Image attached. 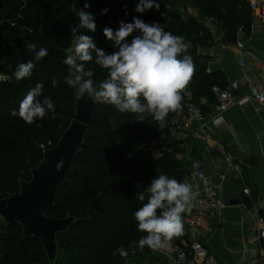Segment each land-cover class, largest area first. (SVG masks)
Here are the masks:
<instances>
[{
  "label": "trees",
  "instance_id": "trees-1",
  "mask_svg": "<svg viewBox=\"0 0 264 264\" xmlns=\"http://www.w3.org/2000/svg\"><path fill=\"white\" fill-rule=\"evenodd\" d=\"M174 1L157 0L161 4L159 10L153 7L140 13L136 11L139 0H87L90 9H84L85 0H78L81 10L91 11L95 16L97 28L93 33L85 28L80 32L73 0H0V74L8 76L7 80H0V199L21 193L22 182L33 179L34 171L45 159V152L60 143L74 121L78 109L76 88L70 87L65 78L81 75L92 79L97 88L108 78V71L95 63V50L90 49L91 61L81 60L74 52L75 65H83L84 72L93 71L92 77L63 63L68 55L65 50L77 34L92 36L96 47L110 55L118 51V47L104 35V29L111 28L115 32L121 21L131 23L133 17L146 23L158 22L165 31L184 37L186 51L193 45L206 47L214 39L204 22L208 18L222 31L227 43H237L240 31L247 34L251 31L253 18L249 0H188L201 16L186 18ZM105 8L108 11L101 14ZM72 28H77L75 34ZM137 35L142 33L134 32L127 42L131 43ZM29 44H35L36 49H29ZM41 47L48 50V55L37 61L35 53ZM186 51L177 58L189 56ZM191 57L195 71L181 93L183 99L178 110L185 108L191 95L192 100L208 112V105L215 103L213 87H225L229 81L221 70L209 71L206 55L199 52ZM29 60L35 64L32 75L16 79L14 73L18 65ZM38 83L44 86L43 95L54 101L55 112L49 110L43 119L28 124L11 113L19 109L20 102ZM38 99L42 101L43 97ZM140 101L147 104L143 97ZM164 123L152 116L140 121L136 114L122 113L115 106L92 97L90 121L70 168L58 185L54 202L43 209L48 218H71L66 228L55 234L58 247L67 257L50 262L43 239L25 231L20 221H11L0 225V264H136L131 258L138 254L155 259L153 256L159 254L158 250L147 246L141 249L134 243L148 235L138 230L134 213L148 202L147 188L153 179L163 174L181 181L189 173L186 163L175 156L177 149H166L162 157L152 159L143 146L147 133ZM140 192L145 193L144 201L137 199ZM161 211L158 209L157 214ZM184 229V235L171 243L183 245L189 240L185 225ZM121 245L127 256L117 252Z\"/></svg>",
  "mask_w": 264,
  "mask_h": 264
},
{
  "label": "clouds",
  "instance_id": "clouds-1",
  "mask_svg": "<svg viewBox=\"0 0 264 264\" xmlns=\"http://www.w3.org/2000/svg\"><path fill=\"white\" fill-rule=\"evenodd\" d=\"M90 7L85 0L84 9ZM153 7L159 10L161 4L157 0H139L136 11L145 13ZM107 11L106 8L102 9L101 14ZM77 15L79 28L93 33L96 31L95 16L91 11L80 10ZM71 31L75 34L77 28H72ZM137 31L142 35L134 36L131 43H128L127 38ZM104 35L109 41L115 42L118 51L106 55L96 47L93 37L89 35L76 37L74 51L81 60L91 61L90 49L95 50V63L108 71V78L101 81L98 88L94 86L92 79H84L81 75L74 78L69 75L65 82L78 89L81 98L87 94L97 101L115 106L122 113L136 114L140 121L152 116L157 122L164 123L169 112L181 108V93L191 82L195 71L191 56L177 58L187 49L184 37L165 31L158 22L146 23L138 17H133L131 23L121 21L115 32L106 27ZM28 48L35 50L36 45L29 44ZM47 55L48 50L41 47L36 51L35 59L40 61ZM63 63L75 66L77 72L84 73L87 77L94 75L91 70L84 72L83 65L76 66L72 55H67ZM34 68L35 64L31 60L20 63L14 75L18 80L30 77ZM52 83L55 87L57 81L54 79ZM43 87L42 83H38L31 89L20 102L19 109H14L11 115H18L26 123L33 124L37 119H43L49 110L55 112L54 101L43 95ZM38 97H43L42 101ZM141 97L146 100V105L141 103ZM63 165L64 157L61 156L56 163V171H60ZM147 192L150 194L148 202L134 215L138 230L148 235L134 243L141 249L147 246L154 251H166L174 238L184 235L182 214L191 213L197 193L186 181L180 182L163 174L152 180ZM137 199L144 201L145 193H138ZM158 209L162 210L159 215ZM117 252L121 256L128 254L123 245Z\"/></svg>",
  "mask_w": 264,
  "mask_h": 264
},
{
  "label": "crops",
  "instance_id": "crops-1",
  "mask_svg": "<svg viewBox=\"0 0 264 264\" xmlns=\"http://www.w3.org/2000/svg\"><path fill=\"white\" fill-rule=\"evenodd\" d=\"M191 7L192 12L188 16L181 11L183 17L201 16L196 6ZM204 22L210 27L214 39L208 46L198 48V53L208 57L210 71L221 70L227 81L239 82L238 98L249 96L250 87L259 83L264 75V25L253 20L250 33L240 31L237 43H227L213 20ZM238 42L244 47L239 48ZM244 48L252 52L255 58L245 55L242 52ZM240 56L243 57V65L239 63ZM208 106L211 111L213 104ZM172 143L176 145L167 147V151L177 149L175 156L186 163L187 169L193 158H199L205 171L222 185L225 207L199 213L198 206L193 202L190 214L196 217L197 225L189 233V239H197L207 248L208 258L213 264H250L254 255H264V239L251 232V226L259 218L264 219V197L258 193L252 181L259 161L264 158V105L250 100L232 106L225 112V123L214 128L212 141L202 142L186 136ZM222 148L235 156V167L227 163ZM246 188L251 189L250 194L245 193ZM228 197L232 201L241 199V202L227 205ZM172 246L170 243L166 251L158 250L159 254L153 256H156L155 259L144 256V259H136V262L175 264L166 254L172 250ZM205 261L196 258L197 264H207Z\"/></svg>",
  "mask_w": 264,
  "mask_h": 264
},
{
  "label": "built area",
  "instance_id": "built-area-1",
  "mask_svg": "<svg viewBox=\"0 0 264 264\" xmlns=\"http://www.w3.org/2000/svg\"><path fill=\"white\" fill-rule=\"evenodd\" d=\"M252 18L264 25V0H249ZM208 20H212L209 19ZM84 28L80 29V32ZM238 47L243 48V44L238 42ZM245 55L254 57L255 55L242 50ZM239 63L244 64L243 57H239ZM210 71V70H209ZM8 76L0 74V80H7ZM240 84L237 80H231L227 86L220 87L215 85L213 92L215 95V103L209 112H204L203 109L197 105L191 95H188L187 103L184 109L176 110L169 117L168 121L162 124L158 129L152 131L154 138L147 144L150 157L152 159H159L166 150L168 142L178 141L183 137L190 136L202 142L212 141L214 135V128L225 123V112L232 106L244 104L247 101L253 100L264 105V75L261 81L253 84L250 87V95L237 97V91ZM222 153L225 156L227 163L231 167H235V156L228 153L222 148ZM187 182L192 185L193 190L197 193L195 203L198 206L199 213L216 211L225 207L223 196L221 193L222 185L212 178L205 171L203 161L199 158H193L190 162L189 173L180 182ZM246 194L251 193L250 188L245 189ZM184 225L188 233L193 231L197 225V219L190 213H184ZM251 232L258 238L264 239V219L259 218L252 226ZM172 250L167 252L170 259L175 264H197L196 258L205 259L207 264H213L208 258L207 248L197 239L185 241L183 245L173 244ZM250 264H264V255H254Z\"/></svg>",
  "mask_w": 264,
  "mask_h": 264
},
{
  "label": "water",
  "instance_id": "water-1",
  "mask_svg": "<svg viewBox=\"0 0 264 264\" xmlns=\"http://www.w3.org/2000/svg\"><path fill=\"white\" fill-rule=\"evenodd\" d=\"M186 55H198V46L193 45ZM92 98H80L76 121L60 143L50 151L47 161L34 171L33 179L22 184V191L13 197L0 199V214L8 221H20L27 232L40 236L45 241L48 251L55 248V234L63 229L65 222L56 218H48L43 209L54 202L58 185L64 180L78 144L83 138L86 124L90 121ZM64 157V165L60 171L55 166L60 157ZM259 168L254 172L252 181L258 193L264 197V158L259 161ZM227 198L226 204H236Z\"/></svg>",
  "mask_w": 264,
  "mask_h": 264
},
{
  "label": "rangeland",
  "instance_id": "rangeland-1",
  "mask_svg": "<svg viewBox=\"0 0 264 264\" xmlns=\"http://www.w3.org/2000/svg\"><path fill=\"white\" fill-rule=\"evenodd\" d=\"M78 0H73V8H74V10H75V12H78V11H80L81 10V8L79 7V5H78ZM175 6L180 10V11H182V13L183 14H187V16H188V14L189 13H191L192 12V10L190 9V8H193V7H191V6H195L192 2H190V1H188V0H175ZM78 36H80V35H76L75 36V38H74V40H73V42H72V44H71V46L67 49V50H65L66 51V53L68 54V55H72V56H74V49H75V43H76V37H78ZM209 45V44H208ZM191 48V47H190ZM76 98H77V101H78V108H79V105H80V96H79V94H78V89H76ZM92 98V97H91ZM77 113H78V109H77ZM174 112H172L171 114H170V116L173 114ZM76 117V116H75ZM76 121V119H74V121L72 122V124H71V126L69 127V129L67 130V131H65V133L63 134V137L69 132V130L71 129V127L73 126V124H74V122ZM63 137H62V139H63ZM145 137H147L146 139H143L142 141H143V146L144 147H147V144L154 138V136L152 135V131H149L148 133H147V136H145ZM61 139V140H62ZM167 147H168V145H166ZM50 151L51 150H48V151H46L45 152V159H44V161L41 163V165L42 164H44L46 161H47V156H48V154L50 153ZM166 151V150H165ZM40 165V166H41ZM34 174V173H33ZM23 183H29V182H22V184ZM21 191H22V189H21ZM62 222H65L66 221V223L64 224V227H63V229H61V230H64L65 228H66V226L71 222V218L69 217V218H66V219H60ZM8 221L0 214V225L2 226V225H5L6 223H7ZM25 228V227H24ZM25 231H26V229H25ZM60 231V230H59ZM43 242H44V244H45V241L43 240ZM55 242H56V245H55V248L54 249H52V250H50V251H48L47 250V248H46V251H47V258L49 259V261L50 262H52V263H56L57 261H59V260H61L62 258H66L67 257V253L65 254L61 249H60V247H58V244H57V240H56V237H55ZM144 256L145 255H141V254H138V255H134L132 258H131V262H133V263H136V264H138V262H136V259H140V260H142V259H144ZM146 260V259H145ZM144 264V263H143Z\"/></svg>",
  "mask_w": 264,
  "mask_h": 264
}]
</instances>
